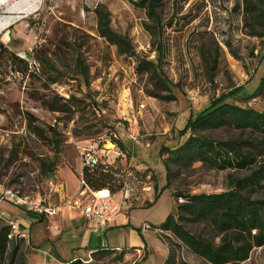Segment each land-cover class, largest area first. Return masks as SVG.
<instances>
[{"label": "rangeland", "instance_id": "1", "mask_svg": "<svg viewBox=\"0 0 264 264\" xmlns=\"http://www.w3.org/2000/svg\"><path fill=\"white\" fill-rule=\"evenodd\" d=\"M135 1L37 0L32 10L14 13L25 20L24 30L31 33L26 50L20 52L24 56H19L40 53L48 57L58 79L48 83L37 61L36 68L26 75L2 61L0 184L23 194L45 193L44 165L57 162L51 142L54 129L61 153L68 154L67 159L75 156L76 167L81 164L82 148L92 146L124 181V188L112 194L123 201L121 212L132 224L116 238L129 255L119 261L114 258L118 251L90 254L82 258L86 264H163L168 251L175 254L177 264H210L169 231L160 232L157 227L175 212V192L223 191L231 170L209 168L201 162L184 168L171 165L167 185L166 154L161 155L160 149L182 142L187 134L181 136L178 130L188 116L237 86L243 85V90L229 102L264 110V94L241 98L254 91L264 72V35L250 34L242 0H160L159 35L146 8ZM99 9L108 13L111 28L126 36L139 56L156 60L157 42L162 43L161 68L170 82L173 100L147 95L146 90L153 89L152 81L147 74L135 72V58L118 55L116 47L98 34ZM77 58L84 65L85 76L76 66ZM67 94L79 99L76 110H53L55 95L63 101ZM26 113L42 130L40 136L28 128ZM204 133L215 138L239 134L226 128ZM261 196L264 191L255 195ZM146 223L150 225L147 229ZM188 228L209 234L202 224ZM20 245V260L25 263V238ZM135 246H146V251L139 254L133 251ZM231 264H264V247H255L246 260Z\"/></svg>", "mask_w": 264, "mask_h": 264}, {"label": "trees", "instance_id": "2", "mask_svg": "<svg viewBox=\"0 0 264 264\" xmlns=\"http://www.w3.org/2000/svg\"><path fill=\"white\" fill-rule=\"evenodd\" d=\"M159 1L134 2L135 5L146 8L158 35L162 26L157 11ZM242 7L250 34L264 35V0H242ZM97 23L98 34L116 47L117 54L133 56L136 61L135 72L149 76L153 89H147V95L161 100L175 98L171 92L170 82L161 68L163 45L160 41L157 42L156 60L148 59L136 54L129 39L111 28L106 11L97 10ZM34 59L46 73L47 82L55 83L58 72L53 62L40 53H35ZM209 60L211 61V58ZM2 61L22 75L32 73L26 59L10 50L0 40V65ZM76 66L85 76L86 71L80 58L76 59ZM85 83L88 84L86 77ZM242 90L243 85H240L222 93L200 111L189 115L184 126L178 130L181 136L187 134L183 141L176 146H164L160 149L161 155L166 154L163 162L167 185L172 174L171 165L184 168L201 162L209 168L231 170L227 174V187L223 191L175 192L178 200L175 212L169 213L164 222L157 227L160 232L169 231L193 254L210 264L239 263L246 260L255 247H264V196L255 197L264 191V110L228 101L229 98L239 96ZM263 94L264 72L254 91L242 95L241 98L246 100ZM64 96L66 99L62 101V97L55 95L52 109L70 112L76 110L75 105L79 99L74 95ZM26 115L28 128L40 136L42 130L34 124L33 119H29V113ZM218 128L233 129L239 134L228 138H215L204 133L205 130ZM51 142L54 143V153L57 154L60 151V139L54 129L51 130ZM114 142L121 146L119 141ZM52 165H44L46 176H51ZM117 172L109 164L98 162L93 167L83 166L81 176L90 189L99 191L106 188L110 193H115L124 188V181L116 176ZM112 182H117V185L111 184ZM157 196L158 192L155 198ZM0 222V264H26L20 260L22 237L14 235L11 225L1 218ZM195 224L206 227L209 231L208 236L188 228V225ZM117 251L114 258L122 261L128 252L126 249L119 251L114 248H98L91 254H110ZM66 264L86 262L74 258ZM163 264H177L175 254L168 251Z\"/></svg>", "mask_w": 264, "mask_h": 264}, {"label": "crops", "instance_id": "3", "mask_svg": "<svg viewBox=\"0 0 264 264\" xmlns=\"http://www.w3.org/2000/svg\"><path fill=\"white\" fill-rule=\"evenodd\" d=\"M36 1L0 0V40L20 56H24L20 52L24 53L26 50L24 47L30 42L31 33L28 29L24 30L25 20L17 19L14 13L32 10ZM15 38L21 39L15 41ZM55 155L57 162L52 165V174L46 176L47 190L41 194L51 203L58 202L63 196L74 195L82 173V165L76 167L73 161L75 156L67 159L69 155L61 153V150ZM3 187L5 186L0 184V192ZM0 212L4 222L15 225L14 235L26 239V264H66L74 258H86L98 248L128 250L120 247L116 240L124 228L132 227L128 215L122 212L114 223L106 227L87 225L78 211L68 207H64L59 215L41 216L33 212L27 213L12 203L1 202ZM132 249L140 254L141 251H146V246L144 249L136 246Z\"/></svg>", "mask_w": 264, "mask_h": 264}, {"label": "built area", "instance_id": "4", "mask_svg": "<svg viewBox=\"0 0 264 264\" xmlns=\"http://www.w3.org/2000/svg\"><path fill=\"white\" fill-rule=\"evenodd\" d=\"M30 70L36 68L37 62L32 55L24 57ZM16 73H20L16 71ZM81 165L93 167L102 162L92 146L83 147L80 151ZM125 197L128 196L125 190ZM9 202L26 211L39 215L56 216L61 213L64 207L78 211L86 220L87 225L93 227H106L115 222L121 213L122 200L115 198L114 194L107 190L100 194V191L90 189L84 182L82 176L79 178V187L74 195L63 196L58 202L51 203L41 194H23L11 187H3L0 192V203ZM2 214L0 212V218ZM14 233L15 225L10 224ZM149 227L148 224L145 225Z\"/></svg>", "mask_w": 264, "mask_h": 264}, {"label": "bare ground", "instance_id": "5", "mask_svg": "<svg viewBox=\"0 0 264 264\" xmlns=\"http://www.w3.org/2000/svg\"><path fill=\"white\" fill-rule=\"evenodd\" d=\"M99 191H100V194H104V193L107 192V189H101V190H99Z\"/></svg>", "mask_w": 264, "mask_h": 264}]
</instances>
